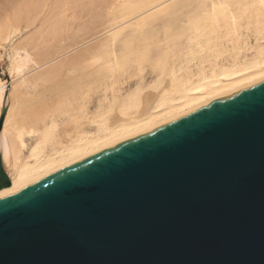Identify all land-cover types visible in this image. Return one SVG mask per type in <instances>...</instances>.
Segmentation results:
<instances>
[{"label": "bare ground", "instance_id": "bare-ground-1", "mask_svg": "<svg viewBox=\"0 0 264 264\" xmlns=\"http://www.w3.org/2000/svg\"><path fill=\"white\" fill-rule=\"evenodd\" d=\"M0 49L1 198L264 82V0H22Z\"/></svg>", "mask_w": 264, "mask_h": 264}, {"label": "water", "instance_id": "water-1", "mask_svg": "<svg viewBox=\"0 0 264 264\" xmlns=\"http://www.w3.org/2000/svg\"><path fill=\"white\" fill-rule=\"evenodd\" d=\"M0 264H264V82L1 197Z\"/></svg>", "mask_w": 264, "mask_h": 264}, {"label": "rangeland", "instance_id": "rangeland-1", "mask_svg": "<svg viewBox=\"0 0 264 264\" xmlns=\"http://www.w3.org/2000/svg\"><path fill=\"white\" fill-rule=\"evenodd\" d=\"M21 2L22 0H0V19L6 16V13L11 12L13 7L18 6ZM0 55H3L2 57L0 56V80L6 81L7 85L10 84L9 88H11L10 86L13 80L8 70L9 60L4 49H0Z\"/></svg>", "mask_w": 264, "mask_h": 264}, {"label": "snow or ice", "instance_id": "snow-or-ice-1", "mask_svg": "<svg viewBox=\"0 0 264 264\" xmlns=\"http://www.w3.org/2000/svg\"><path fill=\"white\" fill-rule=\"evenodd\" d=\"M0 123H2V120H0Z\"/></svg>", "mask_w": 264, "mask_h": 264}]
</instances>
